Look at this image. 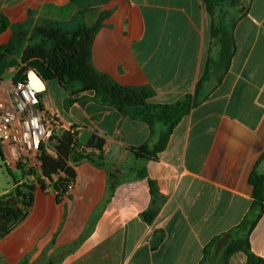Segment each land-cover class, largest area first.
I'll list each match as a JSON object with an SVG mask.
<instances>
[{
  "label": "crops",
  "instance_id": "obj_1",
  "mask_svg": "<svg viewBox=\"0 0 264 264\" xmlns=\"http://www.w3.org/2000/svg\"><path fill=\"white\" fill-rule=\"evenodd\" d=\"M101 15L93 68L122 86L151 89L154 105L195 96L209 61L220 62L203 0H0V18L11 26L73 31ZM236 19L228 70L212 71L156 161L132 150L155 141L162 125L153 137L145 122L97 103L94 94L47 84L44 108L59 115L62 131L78 129L82 147L102 140L106 167L74 165L73 188L61 198L33 183L28 208L14 194L12 205L25 217L0 239V264H212L203 263L207 247L245 220L253 204L250 176L264 175V0H250ZM11 38L10 29L1 33L0 47ZM17 72L1 74L0 86ZM0 157L8 171L18 170L9 150L0 147ZM149 180L164 198L150 223L143 219L153 206ZM248 240L264 260V214ZM229 263L246 264L247 256L236 253Z\"/></svg>",
  "mask_w": 264,
  "mask_h": 264
},
{
  "label": "trees",
  "instance_id": "obj_2",
  "mask_svg": "<svg viewBox=\"0 0 264 264\" xmlns=\"http://www.w3.org/2000/svg\"><path fill=\"white\" fill-rule=\"evenodd\" d=\"M203 1L212 18L211 35L213 43L221 49V59L219 64L213 67L211 65L214 61H209L195 96H188L176 104L154 105L150 103L154 97V92L151 89L122 86L111 77L98 73L93 68L91 48L100 29V23L92 27L81 25L73 31H63L52 25L38 26L37 31L42 40L39 44L28 46L24 50L23 66L15 80L21 79L26 70L33 69L46 84L57 81L67 90L76 88L81 93H92L95 95L94 100L97 103L113 107L123 115L145 122L151 128L153 137H155L154 128L159 124L162 125L164 130L156 136L155 141L132 150L140 159L156 161L159 154L166 149L177 125L198 104L200 94L204 90V83L209 79L212 71L223 69V72H226L234 53L232 35L229 28L221 21L219 14L222 12V3L226 1L231 2L234 7H246L247 3L244 0ZM30 26L32 25L28 22L24 25L15 26V28L26 30ZM9 27L7 19L0 18V34ZM15 44L16 39L11 38L8 45L0 48V75L9 67L7 58L14 55ZM48 147L55 151L56 156L48 154L43 147L40 156L41 174L37 176V179L42 190L51 189L60 198L68 193L69 186L76 180L74 165L82 161H91L98 167H106L103 157L104 142L100 139H93L87 147H82L77 141V134L61 131L50 140ZM88 149L92 152L88 153ZM94 151H97L98 154ZM262 162H264V154L261 156L259 164ZM33 174V172H29L23 176L27 177ZM144 176L146 177V174ZM149 182L153 206L143 215V219L148 223L156 215L154 206L159 205L164 199L159 193L157 184L152 180ZM249 183L253 188V204L249 214L235 230L216 238L209 244L205 251L203 263L210 262L213 251L217 249V251L222 250V252L219 254V252L214 251L219 255L216 258V264H230L231 257L239 252L246 254V264H264V260L251 253L248 240L264 214V175L255 170L250 176ZM114 189L115 186H112L111 190ZM34 191L35 186L33 184L25 183L15 189L18 203L23 208H28L32 203ZM6 197H0V239L25 217L24 210L15 209L13 203L11 204L9 200H6ZM246 231L244 238H239V235L235 239L232 238L233 234L237 235V233ZM228 240L230 241L228 242ZM225 242H228L227 245Z\"/></svg>",
  "mask_w": 264,
  "mask_h": 264
},
{
  "label": "built area",
  "instance_id": "obj_3",
  "mask_svg": "<svg viewBox=\"0 0 264 264\" xmlns=\"http://www.w3.org/2000/svg\"><path fill=\"white\" fill-rule=\"evenodd\" d=\"M15 77L0 86V147L9 150L22 175L29 172L40 175L43 147L48 154L56 156L48 143L67 127L57 113L44 108L47 84L33 69L26 70L17 81ZM67 132L77 134L78 129L69 127ZM32 177L37 183V178ZM72 188L73 184L68 192Z\"/></svg>",
  "mask_w": 264,
  "mask_h": 264
},
{
  "label": "rangeland",
  "instance_id": "obj_4",
  "mask_svg": "<svg viewBox=\"0 0 264 264\" xmlns=\"http://www.w3.org/2000/svg\"><path fill=\"white\" fill-rule=\"evenodd\" d=\"M94 1L96 2V1H100V0H94ZM244 1L247 3L246 7H244V6L243 7H234L231 4V2H228V1L222 3V12L219 14V16L221 18V21L225 24V26L227 28H229L231 35H232V28L234 26L233 25L234 21H236L237 20L236 18L239 17L240 15H242L243 13H245L246 10L248 9L250 0H244ZM233 9L237 10L236 14L234 12H231V10H233ZM101 18H102V15L98 19V21L95 22V24L92 26H95L97 23L101 24ZM9 25H10V27L8 29H10L12 31V38L16 39V44H15V49H14V55L9 56L7 58V63L9 64V67L6 71H9V69H11V68H15L18 70V72H17V74H18L20 72V70L22 69V66H23L22 56H23L24 50L28 46L39 44L42 39H41L40 33L37 31L38 26H33L31 24L32 26L28 27L26 30L25 29L24 30L23 29L17 30L15 28V26H18V25H12L11 26L10 23H9ZM79 26H81V25H78L77 28ZM92 26H88V27H92ZM17 33H20V34H17ZM6 45H8V44H6ZM6 45H4V46H6ZM220 54H221V52H220ZM221 72H223V69L221 70ZM33 173H35V174H33L34 178H37L38 175L36 174V172H33ZM32 180H33L32 175L24 177L22 175V172L19 170L8 171L6 169V167L4 166V164L1 160V157H0V194L6 190L12 189L14 184L17 183L18 181H23V183L30 185V184L34 183ZM36 181L38 183V179ZM46 182L49 183V181H46ZM14 194H15V190L13 193L6 195L7 196L6 198H8V200H9V202H11V204L13 203V200H14V197H13ZM246 233H247V231L237 233V235L233 234L232 238L235 239V238H237L238 235H239L238 236L239 238H244L246 236ZM229 241L230 240H228V242ZM228 242H225V245H227ZM214 251L216 253L219 252V254H220V252H222V250L217 251V249H215ZM214 251H213V256L211 258L212 260L210 261L212 264H216V258H218V256H219Z\"/></svg>",
  "mask_w": 264,
  "mask_h": 264
}]
</instances>
